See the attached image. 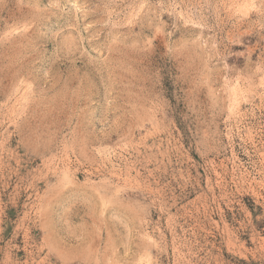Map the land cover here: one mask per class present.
<instances>
[{"label":"rangeland","instance_id":"rangeland-1","mask_svg":"<svg viewBox=\"0 0 264 264\" xmlns=\"http://www.w3.org/2000/svg\"><path fill=\"white\" fill-rule=\"evenodd\" d=\"M0 264H264V0H0Z\"/></svg>","mask_w":264,"mask_h":264}]
</instances>
